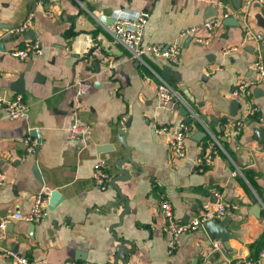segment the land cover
<instances>
[{
	"label": "crops",
	"instance_id": "obj_1",
	"mask_svg": "<svg viewBox=\"0 0 264 264\" xmlns=\"http://www.w3.org/2000/svg\"><path fill=\"white\" fill-rule=\"evenodd\" d=\"M247 2L237 8L233 0H59L44 6L36 0H0L2 31L34 14L31 30L0 43V93L22 94L30 106L26 120L12 121L0 112V174L5 176L0 223L16 211L27 213L38 195L49 196L44 222L11 219L0 230V264H12L8 250L29 264H264V248L255 251L264 235V121L259 120L264 89L254 85L258 75L252 67L259 57L264 62V40L258 51L255 40L245 38L246 27L264 34V6ZM145 10L151 14L146 44H170L207 18H229L216 32L199 34L209 45L181 40L177 65L153 57L140 64L114 41L111 29L119 12ZM32 38L42 44V56L26 61L12 56ZM155 74L165 75L199 117L181 161L173 159L170 136L161 129L183 121L186 107L176 102L158 108ZM81 81L92 89L80 98L75 85ZM242 81L253 85L250 102L233 95ZM251 106L259 108L258 117L246 116ZM239 120L244 128L236 136ZM75 121L92 125V135L69 141L67 130ZM120 131L127 133L131 153L121 165L129 153ZM212 135L223 150L205 173H195ZM98 160L106 162L111 176L105 192L92 179ZM118 166L129 176L115 183L119 191L110 185L120 176ZM163 198L182 222L219 202L238 206L219 222L226 225L228 248L222 242L215 250L214 240L200 229L181 237L178 250L169 254ZM257 205L260 212L254 211Z\"/></svg>",
	"mask_w": 264,
	"mask_h": 264
},
{
	"label": "built area",
	"instance_id": "obj_2",
	"mask_svg": "<svg viewBox=\"0 0 264 264\" xmlns=\"http://www.w3.org/2000/svg\"><path fill=\"white\" fill-rule=\"evenodd\" d=\"M38 6H44L46 3H57L59 0H36ZM253 2L264 6V0H248V5ZM151 14L149 10L142 11L137 14H130L119 12L114 16L115 22L112 25L111 34L114 41L120 43L129 52L130 56L139 62L140 64H146V59L153 57L156 59L165 60L170 65H177L181 59V40H189L199 45H209L210 40L202 38L199 34L205 31L209 34L216 32L223 24V22L229 18V14H224L221 17L207 18L203 23L191 26L183 30L179 37L170 44H146L144 43L143 36L144 30L148 25ZM34 22V14H29L26 21H24L19 27L10 31L0 30V43L5 39L10 38L12 34L22 35L32 29ZM245 38L255 40L256 50L260 51L261 43L264 40V34L261 32H254L250 27L245 29ZM88 49L92 47L91 37L87 43ZM236 50V49H234ZM43 55L42 44L36 40H27L24 46L18 50L12 52V56L20 61H26L33 57H40ZM253 69L258 75L257 81L254 85H258L264 89V62L262 58H258L253 64ZM157 78V103L158 108L168 109L174 105V103H182L188 111V116L175 126H165L161 129L163 133L170 136L169 146L173 159L175 161H181L187 158L188 147L187 142L191 138L193 133V124L188 123V118L192 119V122L198 120V115L194 109L187 108V105L179 96L178 92L166 81L163 76L155 74ZM76 93L78 97H84L88 95L92 89V84L86 81L77 82ZM233 95L237 98H246L249 100L253 95V85L242 81L238 84L234 90ZM0 112H4L9 120H26L30 114V106L24 99L22 94H17L13 98H8L6 94L0 93ZM260 110L256 106H251L247 111L246 116H259ZM261 122L264 118L260 117ZM244 128V120H239L234 125V134L240 136ZM93 126L85 124L80 121H75L67 130V138L71 142L83 141L89 138L93 133ZM210 151L198 158L196 163L195 173H205L213 164L214 155L223 150L221 140L219 138L211 136ZM28 139L26 143L31 142ZM34 146H37V140L32 141ZM34 151V148H31ZM92 179L100 192H105L111 181V176L107 171V164L104 160H98L95 165V170L92 175ZM5 176L0 174V187L4 185ZM217 198H221V194H216ZM49 196L47 194H40L36 197L32 207L27 213L16 211L14 214L5 218L0 223V230L5 231L8 223L11 219L16 221L25 222L27 224H40L47 219L49 215L48 203ZM239 207L236 205H228L224 202H219L213 209L207 210L198 217H195L187 222L178 221L175 217L174 208L169 200L163 198L160 201V212L164 219L163 231L169 236V254H174L179 247V239L185 235L192 234L204 227L208 223L221 222L230 210L236 211ZM215 250L222 249V242L214 241ZM5 256L9 258L12 264H29V261L24 256L18 254L13 250L5 252ZM261 257H264V250L261 253ZM62 264H92L88 262H78L75 260H67Z\"/></svg>",
	"mask_w": 264,
	"mask_h": 264
},
{
	"label": "water",
	"instance_id": "obj_3",
	"mask_svg": "<svg viewBox=\"0 0 264 264\" xmlns=\"http://www.w3.org/2000/svg\"><path fill=\"white\" fill-rule=\"evenodd\" d=\"M233 2H234V4L236 5V7L237 8H240V4H241V2H242V0H233ZM101 21H105V22H108V19H106V18H101ZM115 22V19H113V23ZM30 40H36L35 38H32V39H30ZM163 76V78L166 80V81H168V78H166V76L165 75H162ZM183 112H184V117H187L188 116V111L184 108L183 109ZM205 121V120H204ZM187 122L188 123H192V119L191 118H189L188 120H187ZM119 134H120V136H121V141H122V143L124 144V146L127 148V151H128V153H129V155L127 156V158L126 159H124V160H121V162L119 163L120 165L123 163V162H126V161H130V155H131V153H130V150L128 149V147H127V145H126V132L125 131H120L119 132ZM37 140H38V142H39V144H40V139L37 137ZM38 150H39V148H38ZM118 171L120 172V176H118V178H116V179H114V180H112V182H111V186L112 187H114L115 189H117L118 191H119V188L118 187H116V182L118 181V180H124V179H127L129 176H128V174L124 171V170H122V169H120V166H118ZM120 193V192H119ZM121 195V194H120ZM53 196H55V194H53ZM122 197V196H121ZM254 211H261V207H260V205H257L255 208H254ZM255 215H258L257 213H255ZM204 230L207 232V234H208V236H209V238L211 239V240H214V241H220V242H223L224 243V246L226 247V248H228V241H227V235H226V225L225 224H221L220 225V223H214V222H212V223H208L205 227H204Z\"/></svg>",
	"mask_w": 264,
	"mask_h": 264
},
{
	"label": "trees",
	"instance_id": "obj_4",
	"mask_svg": "<svg viewBox=\"0 0 264 264\" xmlns=\"http://www.w3.org/2000/svg\"><path fill=\"white\" fill-rule=\"evenodd\" d=\"M247 178L252 181V179L249 177V175L247 176ZM264 248V235L261 236L259 239H258V242L256 244V247H255V251H256V254H258L262 249ZM258 252V253H257ZM255 259V258H254Z\"/></svg>",
	"mask_w": 264,
	"mask_h": 264
}]
</instances>
